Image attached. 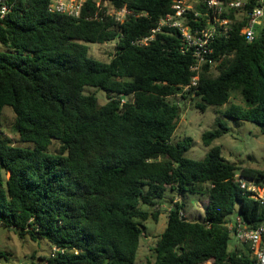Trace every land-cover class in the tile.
<instances>
[{
    "label": "trees",
    "instance_id": "obj_1",
    "mask_svg": "<svg viewBox=\"0 0 264 264\" xmlns=\"http://www.w3.org/2000/svg\"><path fill=\"white\" fill-rule=\"evenodd\" d=\"M0 1L8 7L0 19V115L11 108L12 130L29 144L17 145L0 125V223L65 249L48 264H136L144 222L160 217L142 206L189 192L207 197L204 219L188 221L175 203L154 264H254L247 244L229 247L227 224L237 205L246 223L264 224V205L234 181L240 173L264 185V171L241 169L211 147L228 131L220 120L202 135L211 147L205 158H187L192 139L173 143L181 110L168 98L199 99L206 110L238 94L244 105L216 112L264 126V22L247 42L245 17L232 13L230 36L212 45L214 64L186 91L195 60L181 52L178 33L137 43L175 0H85L79 18L50 12L51 0ZM123 8L121 23L113 13ZM113 41L109 62L89 54L88 43ZM86 86L108 101L85 94ZM8 256L0 250V260Z\"/></svg>",
    "mask_w": 264,
    "mask_h": 264
},
{
    "label": "rangeland",
    "instance_id": "obj_2",
    "mask_svg": "<svg viewBox=\"0 0 264 264\" xmlns=\"http://www.w3.org/2000/svg\"><path fill=\"white\" fill-rule=\"evenodd\" d=\"M88 46L89 54L93 58L104 62H109L116 51L115 41L104 44L88 43ZM213 72L216 73L215 66ZM84 92L85 94L96 95L100 104H105L108 101L106 93L96 87L86 86ZM168 100L178 104L181 110L177 130L172 137L173 143L182 142L186 138L192 139L191 147L186 153L187 158L201 160L205 158L211 147L219 146L223 157L239 168L264 171V126L226 118L221 113L216 112L217 110L224 111L232 103L244 105L241 96L233 94L230 102L225 107L219 109L209 107L206 110H202L197 106L196 103L199 99H185L179 95L170 97ZM14 118L15 115L11 108L6 107L0 115L1 130L16 141L17 145L29 146V144L21 143L18 134L12 130ZM219 120L228 128L227 133L217 139L211 147H205L202 142L203 133L218 128L217 121ZM58 147V143H54L51 150L55 152ZM174 196H179L180 201L184 204L183 212L188 221L194 222L204 219L207 197L199 194L168 191L155 207L143 205L142 209L145 211H159L160 217L158 221L150 218L144 222L136 264L147 262L154 264V248L159 236L166 229L167 216L173 206ZM238 208L237 205L236 211L230 215L231 219L238 216ZM243 245L244 243L238 242L231 235L229 244L231 249ZM0 250L9 253L8 260H0V264H48L46 258L50 255L51 247L45 240L32 241L28 237L21 238L13 228H7L0 223Z\"/></svg>",
    "mask_w": 264,
    "mask_h": 264
},
{
    "label": "built area",
    "instance_id": "obj_3",
    "mask_svg": "<svg viewBox=\"0 0 264 264\" xmlns=\"http://www.w3.org/2000/svg\"><path fill=\"white\" fill-rule=\"evenodd\" d=\"M84 1L51 0L49 11L79 18ZM96 1L100 5V2ZM7 12L8 7L3 1H0V19H3ZM232 13L240 19L245 17L241 31L247 42H253L259 29L263 26L264 0H254V3L251 0H175L173 11L162 17L157 28L152 30L148 37L139 40L137 43L147 45L155 39L158 33H172L171 31L178 33L181 52L190 54L195 60L191 67V71L194 72L192 82L185 87L187 91L191 87L197 86L203 66L214 64L211 57L212 45L217 38L230 36ZM113 14L115 19L122 23L128 11L123 8ZM234 181L250 198L264 205V185L258 182L256 178L237 173ZM180 200V197L176 196L172 204L181 203ZM180 215L186 218L183 210ZM227 226L231 235L238 242L248 245L254 258V264H264V224L254 227L246 223L238 214V216L230 219ZM65 252V249L53 247L49 256L55 258Z\"/></svg>",
    "mask_w": 264,
    "mask_h": 264
},
{
    "label": "water",
    "instance_id": "obj_4",
    "mask_svg": "<svg viewBox=\"0 0 264 264\" xmlns=\"http://www.w3.org/2000/svg\"><path fill=\"white\" fill-rule=\"evenodd\" d=\"M122 98H123V99H125V98H126V96H122Z\"/></svg>",
    "mask_w": 264,
    "mask_h": 264
},
{
    "label": "crops",
    "instance_id": "obj_5",
    "mask_svg": "<svg viewBox=\"0 0 264 264\" xmlns=\"http://www.w3.org/2000/svg\"><path fill=\"white\" fill-rule=\"evenodd\" d=\"M174 197H176V196H174Z\"/></svg>",
    "mask_w": 264,
    "mask_h": 264
}]
</instances>
